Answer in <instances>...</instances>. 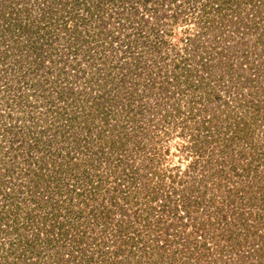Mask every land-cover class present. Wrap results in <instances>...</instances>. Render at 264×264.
<instances>
[{"label":"rangeland","instance_id":"1","mask_svg":"<svg viewBox=\"0 0 264 264\" xmlns=\"http://www.w3.org/2000/svg\"><path fill=\"white\" fill-rule=\"evenodd\" d=\"M87 5L20 0L18 19L46 34L0 37V210L9 212L0 211V264H239L229 246L222 259L213 250L197 261V247L173 232L184 222L176 212L199 190L206 198L191 211L215 220L219 180L264 188V0H107L100 23ZM150 43L158 55L149 46L123 79L129 53ZM212 147L221 172L199 182V151ZM82 168L116 200L104 201L113 206L106 220L67 217ZM38 204L46 206L31 209ZM51 207L72 229L43 221ZM248 207L247 224L264 223V210L253 207L252 220ZM259 227L249 230L264 233Z\"/></svg>","mask_w":264,"mask_h":264},{"label":"trees","instance_id":"2","mask_svg":"<svg viewBox=\"0 0 264 264\" xmlns=\"http://www.w3.org/2000/svg\"><path fill=\"white\" fill-rule=\"evenodd\" d=\"M12 4H7L5 7L0 6V37L2 35H5V33H8L9 36L8 38H14L15 34L18 35H24L26 38H32L35 36V34H40L39 37H43L46 32L43 30L41 27H38L35 25L34 22L31 23H23L20 19H18V12H19V6L20 5V0H10ZM114 2V0H111ZM117 1V0H115ZM110 2V0H109ZM89 3L94 7L89 8L87 5L85 7L86 13L89 11H92L94 15L97 17L98 23L101 22L100 17H102V14L106 13V4L107 0H89ZM0 4L2 2L0 1ZM5 4V3H4ZM2 4V5H4ZM9 8V9H7ZM121 18V16H120ZM142 21L143 18H141ZM34 21V20H31ZM145 23V22H144ZM47 31V30H46ZM111 32V31H109ZM50 34V31L47 32ZM80 33V30H74L72 35H77ZM113 34V32L111 33ZM109 36V35H108ZM4 38V37H2ZM7 38V37H6ZM129 41V40H128ZM156 45L158 43H161L158 41L154 42ZM165 42H163L164 44ZM130 44H128L125 48L131 50L132 48L129 47ZM150 47V50H152V57H156L158 55L156 52H158L157 47L153 44L150 43L147 47L144 48L143 45H141L140 49L138 52L134 54L132 51L129 53V57L127 58L128 60H125V64L122 66L123 69H125V74L123 75V79L128 75L131 74V71L140 68L141 59L142 55H145L147 52L146 49ZM159 47V46H158ZM140 56V57H139ZM210 66V65H209ZM186 66H184V70H182V76L189 78L191 74L190 69H185ZM174 73H176L178 70H181L179 65L174 66ZM190 115L188 116L189 118L192 117L193 109H190ZM211 120L207 121L209 124V130H212L210 125ZM217 130V128H216ZM212 135V134H211ZM209 143L215 142L214 136H211ZM37 146V141H35L33 144ZM217 145V144H216ZM195 148V152L197 151V144L192 146ZM209 147V146H205ZM187 148V147H186ZM213 148V147H212ZM214 148L212 151H199V155H201V159H198L197 162L202 163V171L203 174L199 180V182L206 181L207 179H212L214 175L217 177L218 173L221 172L220 169L216 168L215 164H213V154L214 153ZM72 157V156H71ZM70 162V167L73 168V166L77 167L78 163L75 162L73 165ZM209 163V165H208ZM233 173L237 174L239 171H233ZM79 174V173H78ZM77 174V175H78ZM74 175L75 181L73 185H71L70 189V195H69V200L68 203H66V208L68 209V216H72V214H85L86 217H93L94 220H101L103 217L104 220H106L110 214L111 210H113L112 204H105L104 201L107 200L111 203H116V200L113 199V194L110 190V188H105L106 185H103L102 183V178L98 177L97 180H93L92 178L94 177L90 173H88V168H82V171L80 175ZM222 180V179H221ZM227 182V181H226ZM89 183L86 187L85 184ZM214 183V180H213ZM217 185V184H216ZM228 184H224L223 180L218 181V187L222 186L223 191L218 193L220 196L219 199L220 201L213 200L211 201V204H213L216 207V210L214 209V213H216L215 220L212 222L210 216H208L206 219H200L199 214H196L197 216H194V213L197 212L199 209L195 208L194 210L191 211V204L194 203L197 205L199 208V204L201 200L205 196V192L202 191H197V196L196 198L191 201L190 199H186L187 203L183 202V208L184 210L177 211L176 214L178 216V219H183L184 222L180 224V228L178 229L179 225L174 224V229L175 231L173 232L174 235L176 236L177 233L182 234V242L183 245L186 246L187 249L191 247V244L195 245L197 247V261L201 260L205 257H207V254L213 253L212 251L215 250L216 253L221 257H223V250L226 249L227 246H229L231 249V252L233 250H236L238 253L237 259L239 260V264H264V233L260 232V229L256 232L257 234L260 232V234L255 237L256 233H251L249 226H254L256 230L260 228L259 226L264 224L262 221L257 220L256 222H252V224H247V218L245 212V208L243 209L245 203H248L250 207L249 208V216L250 219L254 220L258 217H255L256 212H258L257 209H253V207H261V209L264 210V188L260 186L256 190H250L249 188L245 189L242 187L237 186L238 184L235 183V185H230L231 187L229 188L226 187ZM105 188V189H104ZM218 188H214V194L213 196L216 197V192ZM190 197V196H189ZM73 201V203H72ZM196 201V202H194ZM20 204V202H17ZM40 204V203H39ZM36 205L35 208H31L32 210L38 209L39 207L43 208L45 205ZM57 206V203H56ZM232 206V207H231ZM226 207H228L229 212L226 211ZM74 208L76 210H74ZM5 207L1 208V212H3ZM13 208L12 210H14ZM54 207H51V211H46L45 215L42 217L43 221H51L54 219L56 225L61 226L60 228L66 227V224H69V227L72 229V223L65 222L64 224H60V222L57 220L59 212L54 211ZM253 209V210H252ZM32 210L28 209L27 210V217L29 219V222L26 223L27 225H32L33 224V212ZM18 210H15L16 212ZM79 211V212H78ZM226 211V212H225ZM256 211V212H254ZM6 215H8V210L7 213L4 211ZM193 213V214H191ZM192 215V216H191ZM259 215V214H258ZM194 217H197V221ZM70 218V217H69ZM200 219V220H199ZM148 223L150 224V221L146 219ZM182 220V221H183ZM199 220V221H198ZM32 222V223H31ZM167 225L170 227L173 225V222L166 220ZM243 225V227H242ZM50 227V225L48 226ZM189 227L192 228L191 231H189ZM242 227V229H241ZM244 228V229H243ZM239 230L244 231L243 238L239 237L238 234H240ZM63 234H66L64 231L62 232ZM67 235V234H66ZM175 239V238H174ZM174 239L169 240L166 238V242L168 243H174ZM210 239L216 240L215 245L210 244ZM125 240H130V238H125ZM244 241V242H243ZM221 242L220 244H217ZM220 246L218 250L217 248ZM131 251V247L129 249L128 254H126V257L123 258V260L129 259L131 256L129 253ZM175 254H173V257ZM255 256L253 259L252 257ZM174 259V258H173ZM217 260V257L214 258H209L208 262L209 263H215ZM222 264H227L224 260Z\"/></svg>","mask_w":264,"mask_h":264}]
</instances>
